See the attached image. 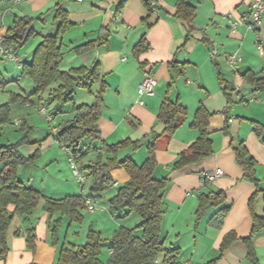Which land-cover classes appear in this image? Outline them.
I'll list each match as a JSON object with an SVG mask.
<instances>
[{"label": "crops", "instance_id": "crops-1", "mask_svg": "<svg viewBox=\"0 0 264 264\" xmlns=\"http://www.w3.org/2000/svg\"><path fill=\"white\" fill-rule=\"evenodd\" d=\"M59 1L73 24L61 38L64 54L61 69H90L98 63L107 85L97 125L101 140H83L86 144L84 147H91V150L80 162L82 168L95 163L100 154L103 161L111 158L110 154L102 153V142L112 146L128 139L141 141V146L138 150L132 147L120 150L118 160L128 158L142 165L148 157L147 145L155 138L158 165L154 177L169 180L163 193L165 212L161 238L165 248L180 251L176 259L178 264H205L220 255L225 236L234 234L236 241L217 264H252L247 259L248 250L242 240L252 232L250 201L257 190L260 193L254 199V208L256 214L264 218V134L259 138L254 133V123L264 127V91L252 86L245 75L249 73L264 77V59L254 43L255 32L246 23L232 24L250 15L254 0H187L196 7L195 30L190 37L187 25L174 17L176 0H147L153 8L151 14L142 0H127L121 11H118V6L122 0H21L18 4L1 0L0 37L12 28L16 18L23 17L51 25L47 33H39L34 28L41 40L45 35L54 36L58 28L54 22L55 5ZM106 31L110 35L106 45L87 53L73 51L78 46L98 40ZM259 33L264 42V20ZM143 37L149 50L137 56L134 50ZM214 51L216 54L212 59ZM231 55L240 56L241 61L235 65L229 64ZM17 56L21 65L19 67L17 64V71L22 72V64L31 61L22 60L19 53ZM0 62H4L2 57ZM146 77H153L157 81L152 96L139 93V85ZM221 78L230 86L229 95L224 92ZM79 90L90 95L80 105L75 101ZM99 90L98 84H93L90 92L76 89V106L93 105ZM254 94L256 99L250 101ZM243 100L249 103L243 104ZM166 102H179L188 111L171 139L166 137L164 125L157 120L160 108ZM201 107L210 113L208 133L213 142V154L197 164L174 171L173 165L180 154L199 137V131L191 124ZM225 128L228 135L224 133ZM239 142H244L257 163V187L244 178L242 169L235 161L232 145L236 146ZM51 145L53 143L49 139L48 150ZM34 148H30V152ZM40 149L45 151L43 147ZM216 170H222L223 176L204 183V175L213 174ZM111 174L114 186L102 195L104 197L111 198L130 179L123 169H115ZM73 180L69 176L65 181L57 179L55 188L51 187L48 192L44 189L37 191L57 200L79 197ZM219 191L224 193L225 203L218 208L208 209L204 217L197 221L198 195ZM43 205L42 201L29 219L14 218L7 235L10 251L5 260H0V264L56 262L61 246L60 242L56 247L52 245L51 230L60 216L48 215L43 211ZM225 208L228 211L221 216L220 229L210 227L209 221ZM103 215L90 222L86 227L87 233L90 228L93 229L96 221L98 226V220L104 219ZM67 221L63 219L62 228ZM82 224H85V218ZM73 226L69 222L68 232ZM28 228H35L37 240L34 252L26 244ZM97 228L96 231L109 240L119 225L116 223L113 231L106 227ZM254 245L258 263L264 264V230L256 236Z\"/></svg>", "mask_w": 264, "mask_h": 264}, {"label": "trees", "instance_id": "trees-1", "mask_svg": "<svg viewBox=\"0 0 264 264\" xmlns=\"http://www.w3.org/2000/svg\"><path fill=\"white\" fill-rule=\"evenodd\" d=\"M1 1V0H0ZM145 7L151 14L152 5L147 0H142ZM127 3L122 0L118 6L121 11ZM175 18L188 27V37L194 32V20L196 7L190 5L187 0L175 1ZM54 22L58 28L54 36L45 35L37 46L32 61L22 64V74L29 78L35 86V95L47 94L48 105L53 106L52 113L72 114V119L66 122L63 129L57 130L59 143L73 148L75 153H80L81 158L91 150L81 147L83 140L90 142L101 140L97 131V125L101 118L104 105V93L107 85L102 79L100 65L94 64L90 69L79 68L64 71L61 69L63 63V51L61 38L72 27L67 13L63 10L61 2L55 5ZM34 20L28 17L16 18L13 27L0 37V47L14 54H18L22 48L38 34L33 27ZM109 33L104 34L95 41L88 42L73 49L76 53H87L96 47L106 45L109 41ZM149 50L145 37L137 45L134 52L139 56ZM175 64V63H174ZM172 65V64H171ZM173 67V65H172ZM181 75V74H180ZM247 81L260 91H264V77L255 74H246ZM224 92L228 94L230 86L222 78ZM98 84L100 90L96 95L93 105L76 106L74 101L75 91L78 88L90 92L91 86ZM229 95V94H228ZM11 112L10 104L0 106V125L9 121ZM188 111L179 102L163 103L157 120L165 127L164 134L171 139L187 117ZM210 113L201 107L194 116L192 128L199 131V137L187 150L182 152L173 165V170H182L190 165L197 164L213 154V142L208 133ZM224 133L229 134L227 128ZM254 133L261 138L264 134V127L254 123ZM232 145V144H231ZM141 141L132 142L125 140L112 146L101 143L102 153L110 154L111 158L102 160L98 156L95 163L82 168L91 182V197H100L114 186L112 171L123 169L129 175V181L120 187L115 196L109 202V213L119 219H128L132 215L141 218V223L134 228H127L121 225L112 235L110 240L102 237L99 231L89 229L86 244L83 246L63 244L58 252L54 264H155L160 259L165 264H178L176 259L179 250L168 251L161 238V229L165 212L164 191L169 185L167 178L157 180L154 177L157 160L155 138L147 145L148 157L142 165L135 164L131 159L118 160L117 154L120 150L132 147L138 150ZM235 154V161L242 169L244 178L255 185L259 184L256 178V161L250 155L244 142L232 145ZM32 158H26L19 153L15 145L0 146V163L4 169L0 172V260H5L10 251L8 245V231L15 217L29 219L33 216L39 203L44 202L43 211L50 216L58 214L60 217L54 222L51 230L52 245H59L60 228L63 219H68L70 224H82L84 216L82 211L86 208L84 197H67L63 199H51L45 197L39 191L23 184L18 177V170L31 162ZM250 201V212L253 218L251 235L242 240L248 250L247 259L252 264H259L254 241L256 236L264 230V218L258 216L254 208V199ZM96 195V196H95ZM198 208L196 211L197 221H200L208 209L218 208L225 203V195L219 191L216 193L199 194ZM13 207V210L10 208ZM228 211L221 209L210 221L212 228L220 229L221 216ZM37 236L35 228H28L26 231V244L31 251H35ZM236 241L234 234L225 236L221 247L220 255L205 264H217L224 253ZM108 244L111 256L104 263L101 261V250Z\"/></svg>", "mask_w": 264, "mask_h": 264}, {"label": "rangeland", "instance_id": "rangeland-1", "mask_svg": "<svg viewBox=\"0 0 264 264\" xmlns=\"http://www.w3.org/2000/svg\"><path fill=\"white\" fill-rule=\"evenodd\" d=\"M9 18H11L10 15ZM48 19L49 18L46 17V21H48ZM1 22L2 19L0 18V25ZM33 27L39 33H47L51 25L48 26L47 23L42 24L36 20ZM5 33L6 32H4V34ZM254 40H256V38ZM41 41V38L38 36L31 39L19 52L20 58L24 61H32L30 58L33 57ZM19 78L20 81L18 80ZM34 92L35 86L33 82L24 76L22 72L17 71L16 63L6 59H4L3 63L0 62V106L5 104H10L11 106L9 121L0 125V146L15 145L21 155L26 158H32L31 162L18 170L19 180L23 184L34 186L32 188L35 190L44 189L48 192L51 187L55 188L58 185L57 179L65 181V178L69 176L74 179L75 188L80 196L82 195L84 198L91 197L89 188L90 181L86 185L85 190L82 191L73 176L67 155L62 149V145L55 139V129H63L66 125V120H70L72 116L69 114L57 115L52 113L53 106L48 105L47 94L35 95ZM78 92L75 101L80 105L81 103H85L90 95L80 90ZM43 110H45V112H43ZM49 139H51L53 143L50 150H48ZM86 142H88V140H86ZM84 145H86L85 142H81V147ZM32 147L35 148L30 152V148ZM41 147H43L45 151H42L40 149ZM3 169L4 165L0 163V172ZM112 194H114V192ZM114 196L115 194L112 197ZM112 197H104L102 195L101 197H97L100 204L99 209L95 213H91L85 208L82 211L85 224H73L74 226L70 232H68L67 229L69 221L66 222L63 228L61 226L59 233L60 246L63 244H66L68 247L72 246L71 244L77 246L85 245L87 238L86 227L101 214H104V219L98 220V226L96 223L97 221L93 224L94 230H98L99 228L97 227H106L109 231H113L112 229L114 228L112 227H114L116 223L119 227L124 225L127 228H134L141 223V218L135 215L123 220L119 219L120 216H111L109 213V202ZM106 218L111 221L106 220ZM107 245L108 244L103 246L101 253V261L104 263H106L111 256Z\"/></svg>", "mask_w": 264, "mask_h": 264}, {"label": "built area", "instance_id": "built-area-1", "mask_svg": "<svg viewBox=\"0 0 264 264\" xmlns=\"http://www.w3.org/2000/svg\"><path fill=\"white\" fill-rule=\"evenodd\" d=\"M11 1L15 4H18L21 0H11ZM251 8L252 10L249 16H244L242 21H237L233 23L232 25L235 26L240 23H246L249 29L255 32L256 48L258 52L260 53V55L262 56V58L264 59V42L261 39V35L259 33V30L261 26L263 25V20H264V0H254ZM215 54L216 52L214 51L211 55L212 59H214ZM0 57L10 62L16 63L18 64L19 67H21V65L19 64L18 56L1 47H0ZM240 61H241V58L236 55H231L228 59V62L231 65H235ZM156 85H157V81L155 78L146 77L142 80V82L139 85V93L141 95L152 96L154 94ZM255 99H256V96L254 94L253 98L250 101H254ZM242 103L247 104L249 103V101L243 100ZM43 112H45V110H43ZM55 139L59 143L56 129H55ZM62 149L65 151L67 155L68 162L73 172L74 178L76 179L82 191H84L86 185L89 182V179L86 173L81 171L80 166H79V159L81 158V154L75 153L73 149L65 145H62ZM223 174L224 173L222 170H216V172L213 174L207 173L204 175V178H203L204 183H210L214 181L217 177L223 176ZM99 204L100 203L97 197L84 198V205L87 208V210L91 213H95L99 209ZM155 264H165V263L162 260L158 259L155 261Z\"/></svg>", "mask_w": 264, "mask_h": 264}]
</instances>
